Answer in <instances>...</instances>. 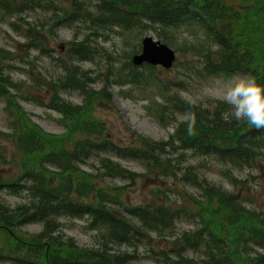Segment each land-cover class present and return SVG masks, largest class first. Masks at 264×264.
Masks as SVG:
<instances>
[{
    "label": "trees",
    "instance_id": "16d2710c",
    "mask_svg": "<svg viewBox=\"0 0 264 264\" xmlns=\"http://www.w3.org/2000/svg\"><path fill=\"white\" fill-rule=\"evenodd\" d=\"M68 1L72 7L59 6L60 0H0V22H7L42 52L47 51L42 37L52 35V25L61 22L81 21L92 24L96 31L153 30L164 43L175 47L176 38L193 33L199 39L189 42L190 47L202 60L204 76H251L264 87V0H96L94 11L87 16L83 14L87 11L84 0ZM38 11L55 13L57 19L47 28L37 22L20 27L16 22L22 15ZM93 42L89 36L75 37L67 60L62 61L64 77L55 83L36 84L51 94L48 102L35 97L36 103L61 114L63 135L45 132L25 115L17 104L25 88L9 76L12 54L0 49V100L12 118L10 133L0 131V139L13 147L10 161L19 170L16 178H0V192L24 199L11 206L0 198V264H132L136 256L129 249L149 242L152 234L170 242L173 258L165 257L167 264H264V255L254 251L264 249L262 213L248 207L239 193L210 183L192 167H181L188 152L233 168H255L264 163V129L236 121L223 101L203 106L169 92L170 84H161L154 67L147 66L149 75L143 74L132 65L130 54L125 71L116 75L113 85L147 87L151 80L157 81L158 90L166 95L164 104L154 106L156 119L166 125L169 107L186 119L174 118V131L167 141L134 134L132 144H116L106 123L93 115L96 100L106 99L105 95L86 91L85 75L69 67L94 60ZM70 91L80 92L84 104L61 98L60 93ZM192 114L195 134L189 136L186 124ZM170 153L178 154L176 159ZM115 158L136 160L150 173L191 184L201 192L200 197L190 195L196 211L182 209L161 189L152 191L155 199L151 202L132 203L127 187L112 186L104 179L135 186L142 175L121 166ZM7 160V154L0 152V164ZM90 161L97 163L95 173L82 170ZM230 182L232 187L242 184L233 177ZM190 214L197 227L178 234L177 223ZM62 219L86 220L97 236L95 246L79 247L63 234ZM32 224H40L41 230L26 232L24 228ZM189 253H199L202 258Z\"/></svg>",
    "mask_w": 264,
    "mask_h": 264
},
{
    "label": "rangeland",
    "instance_id": "374dc122",
    "mask_svg": "<svg viewBox=\"0 0 264 264\" xmlns=\"http://www.w3.org/2000/svg\"><path fill=\"white\" fill-rule=\"evenodd\" d=\"M83 12L94 11L96 0H84ZM59 6L72 4L68 0H60ZM51 19V20H50ZM55 13L29 12L22 15L16 22L20 27H27L28 23H40L44 28L56 20ZM92 24H84L81 21L74 24L61 22L52 25L53 34L43 36V44L46 52H42L28 43L24 36L15 33L7 22H0V49L12 54L10 77L16 82H22L24 86L23 97L17 99V104L23 109L25 115L38 125L45 132L54 135H63L65 126L60 121L62 117L57 111L44 108L35 101V97L48 102L51 94L42 91L36 84L57 82L64 77L62 61L67 60L71 42L75 37L82 39L89 36L93 39V49L96 57L92 62H74L69 67L77 70L78 75H85L84 87L86 91L102 93L106 99H97L93 115L96 119L106 123L108 134L112 140L119 145H129L134 141L135 135H142L154 141H167L175 127L174 118L179 120L185 117L174 114L171 107L168 108L169 120L166 125L160 124L148 110L155 103H164V95L157 88V81L151 80L149 85L139 86L135 84L113 85L118 73L124 72L125 65L129 62V55L139 54L143 38L152 36L155 41L159 39L157 32L153 30L123 31L120 28L107 30H94ZM46 30V29H45ZM42 30L40 33H43ZM41 38V34H39ZM38 37V38H39ZM175 46H169L176 52V62L171 69L165 70L162 67H154V74L161 84H170L169 92L179 94L184 100L198 105H212L214 101H223L218 92L225 87L229 80L237 77H216L204 76L202 72V60L196 52L191 50L189 42H197L199 37L193 33H186L176 38ZM42 40V39H41ZM177 49V50H176ZM7 65V64H6ZM143 74L149 75L148 67L138 68ZM152 78V77H151ZM65 99L75 105L84 104V96L77 91L60 93ZM224 102V101H223ZM6 104L0 100V131L10 133V121L12 118L9 112L5 111ZM155 107L152 108L154 110ZM0 152L7 154V162L0 164V178L9 180L16 178L19 170L10 161L14 149L10 143L0 139ZM178 154L170 153L169 157L176 159ZM118 162L126 169L141 174L142 177L135 186L127 184L119 179L105 178L104 180L112 186H125L130 201L134 204H144L154 200L152 191L155 189L167 190L173 203H178L182 209L195 212L196 206L190 199V195L200 197L201 192L191 184H180L172 178L162 177L157 172H148L140 162L131 159H118ZM183 165L192 167L203 178L210 183L222 186L228 191L239 193L247 206L258 210L264 217V163H258L255 168L239 169L222 165L214 159L200 158L185 153L182 158ZM96 161H90L82 166V170L95 173ZM224 173L226 175H224ZM230 177L242 181L237 186L230 185ZM131 186V187H130ZM0 198L9 205L15 206L24 202L23 196H13L7 192H0ZM192 214L183 217L177 223V233L194 229L197 227V220L190 217ZM62 232L67 237L73 238L79 247L92 248L95 246L96 234L91 231L86 220L62 219ZM26 232L38 233L41 230L40 224H32L24 228ZM172 246L167 239L160 241L154 234L151 240L144 245L129 252L136 256L132 264H167V257L173 258ZM256 252L264 255V249L255 248ZM188 256L201 259L199 253H189ZM166 257V258H165ZM9 264V263H4Z\"/></svg>",
    "mask_w": 264,
    "mask_h": 264
},
{
    "label": "clouds",
    "instance_id": "9594fccd",
    "mask_svg": "<svg viewBox=\"0 0 264 264\" xmlns=\"http://www.w3.org/2000/svg\"><path fill=\"white\" fill-rule=\"evenodd\" d=\"M221 99L230 106L236 121H244L257 130L264 129V87L254 77H237L229 80L218 92ZM196 117L192 114L186 124L187 135L195 134Z\"/></svg>",
    "mask_w": 264,
    "mask_h": 264
},
{
    "label": "water",
    "instance_id": "95a60500",
    "mask_svg": "<svg viewBox=\"0 0 264 264\" xmlns=\"http://www.w3.org/2000/svg\"><path fill=\"white\" fill-rule=\"evenodd\" d=\"M175 52L160 41H154L151 36L145 37L142 42V53L135 55L132 59L134 66H141L144 63L153 66H162L170 69L175 62Z\"/></svg>",
    "mask_w": 264,
    "mask_h": 264
}]
</instances>
